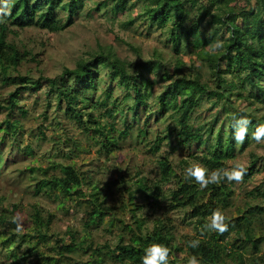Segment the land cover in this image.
Listing matches in <instances>:
<instances>
[{"label":"rangeland","instance_id":"1","mask_svg":"<svg viewBox=\"0 0 264 264\" xmlns=\"http://www.w3.org/2000/svg\"><path fill=\"white\" fill-rule=\"evenodd\" d=\"M100 1L103 0H85L75 22L67 27L51 32L31 25L19 29L16 34H10L8 42L12 46L23 53H30L19 71L29 73L35 79L39 76L54 77L65 67H76L79 60L99 46L110 48L119 58L132 61L139 56L133 47L140 48L143 58L153 57L157 50L164 54L165 60L179 56L187 63L196 61V57L185 50L177 54L168 42V32L159 28L156 23L150 25L139 14L144 0H129L130 5L135 3V6L117 13L109 7L95 10L96 3ZM201 3L208 2L201 0ZM231 5L245 7L248 0H231ZM216 10L233 17L238 23L241 22L236 16H231L228 6ZM130 21L133 23H128ZM212 28L210 19L200 27V31L208 33ZM227 36L228 32L225 31L224 39ZM220 44L217 41L208 46V49L218 52L221 50ZM196 62L205 74V81L211 84L208 68L201 61ZM107 71L106 67H99L101 83L95 98L82 108V118L75 117L64 104L60 108L56 99L49 101L44 94L46 85L40 91H26L18 98V105L27 111L24 114L16 109L10 114V118L19 122L21 132H18L17 139L8 136L6 144L0 150V264L54 263L59 257L55 250L59 241L72 242V231L79 241L87 240L92 246L109 244L114 247L121 239L128 243L137 234L139 222L144 223V229H153L160 222L172 227L176 250L169 254V259H175L176 264H187L189 257L195 255L188 245L190 240L217 239V232L197 226L190 212L184 208L168 209L165 197L177 186L173 176L177 174L184 179L185 169L191 164L198 163L210 171L216 170L215 166L203 159L208 154L214 137L200 144L199 148V144L193 140L183 142L176 130L177 124L169 113L159 117L157 111H152L149 118L145 117L149 110L159 106L153 99L149 101L147 111L142 113L141 120L136 121L129 109V101L123 99L124 89L117 85L118 82L114 83L109 106L95 103L104 98V89L110 80ZM162 72L163 68L158 67L155 72L150 73L159 80L154 87L155 94L169 84L160 81ZM14 88L8 82L0 84L1 103L8 104L9 92ZM244 93L248 95L249 89H245ZM116 97L119 101L116 100L113 104L116 110L115 116L111 118L106 112L108 108H112L111 102ZM233 98L238 105L245 106L239 97L234 95ZM201 103L189 124L194 128L205 124V130L209 124L214 123L215 131L219 127L227 131L230 110L210 108L206 100ZM259 106L261 115H264V104ZM9 113L10 110L3 111L0 122ZM90 114L101 124L90 123ZM104 124L108 126L101 128ZM126 127L130 132L123 135L121 132ZM143 127L146 128V134L140 132ZM158 135L163 136L164 141L159 151H153L151 144ZM207 136L208 134L204 137ZM252 155L258 159L253 174L244 173L240 182L225 180L235 190L230 207L219 208L226 216V223L241 211L258 205L264 206V193H260L264 190V143L250 140L245 147L238 144L233 157L228 158V168L236 164L249 167L254 160ZM162 157H167L173 164L169 176L161 173L159 160ZM62 164L75 165L87 178L83 189L94 191L99 187L107 194L106 216L93 222V206L89 202L79 204L66 197L59 186L35 192L41 179L64 174L60 166ZM143 177L152 187L161 185L162 195L159 200L149 199L144 192L138 190L137 181ZM36 210H39L42 217L52 216V224L42 231L46 232L47 240L38 237L39 229L36 228L32 215ZM2 215L5 216L4 219H1ZM12 219L20 225L19 230L11 222ZM255 229L258 237L264 236V213L257 215ZM240 237V240H236L237 235L232 232L220 242L224 246L220 264H236L234 257L228 256L231 250L245 253L246 264H264V239L259 251L253 253L251 245L244 241L243 232ZM77 257L87 262L90 255L80 250ZM198 260L200 264H204Z\"/></svg>","mask_w":264,"mask_h":264},{"label":"trees","instance_id":"2","mask_svg":"<svg viewBox=\"0 0 264 264\" xmlns=\"http://www.w3.org/2000/svg\"><path fill=\"white\" fill-rule=\"evenodd\" d=\"M144 1L139 14L143 15L150 25L156 23L159 28L168 32V42L177 54L185 50L195 56L196 61H201L209 70L211 84L205 81V74L196 61L187 63L179 56L168 57L165 60L164 54L158 53L157 50L153 57L143 58L140 48L133 46L139 55L134 61L121 59L110 48L99 46L79 60L76 67H65L54 77L39 76L35 79L31 74L19 71L25 57L30 53H23L12 46L8 42L9 35L31 25L51 32L60 27H67L75 22V17L84 6L85 0H0V84L8 82L15 86L14 90L9 92L8 104L0 102V114L10 110L7 118L0 122V150L6 144L8 136L17 139L18 132H21L19 122L13 121L10 114L16 109L26 113L27 110L18 105V98L22 93L40 91L46 85L44 94L49 101L56 99L60 108L64 104L75 117L82 118V108L95 98L99 89L101 83L99 67H106L110 80L104 89V98L96 100L95 103L109 106L114 83L118 82L117 85L124 89L123 99L129 101V109L136 121L141 120L142 113L147 111L148 103L153 99L159 106L149 110L145 117L149 118L152 111H157L159 117L169 113L177 124L176 130L183 142L193 140L199 144L197 148L213 136L208 154L203 159L209 165L215 166L216 170L229 167L228 158L233 157L238 145L233 139L234 120L246 116L251 121L248 126L249 135L259 124H264V115H261L259 106L264 104V0H248V5L240 8L231 5V0H207L208 3H201V0ZM130 6H135V3L130 5L129 0H103L97 2L94 9L100 11L101 7H109L117 13L128 10ZM222 6H228L231 16H236L241 22L238 23L233 17L216 10H220ZM210 19L214 28L208 33L201 32L200 27ZM128 23L132 24L133 21ZM225 31L228 32V36L224 39ZM217 41L221 43V50L212 52L208 46ZM158 67L163 68L160 81L169 84L155 94L154 87L159 80L153 78L150 73L155 72ZM245 89H249L248 95L244 93ZM234 95L239 97L245 106L238 105L233 98ZM116 100L119 101L116 97L111 102L112 108H108L106 112L111 118L115 116L116 109L113 104ZM203 100L210 104V108L221 107L230 110L227 131H223L222 127L215 131L214 123L209 124L205 130H203L205 124H199L197 128L189 124ZM90 123L100 122L90 114ZM107 126L108 124H104L101 128ZM129 132V128L126 127L121 133L127 135ZM140 132L146 134V128L143 127ZM206 134L208 136L204 137ZM163 141L164 137L158 135L151 144L152 150L159 151ZM249 142L250 139L246 136L244 142L240 144L245 147ZM104 148L109 149L106 146ZM252 157L254 160L251 165L244 167V173L250 175L253 174L258 160L254 155ZM159 161L162 175L169 176L173 169L172 162L167 157H162ZM60 166L64 174L41 179L36 185L35 192L40 193L46 187L59 186L66 197L79 204L89 202L93 206L91 210L93 222L106 216L107 194L99 187L94 191L83 189L87 178L75 165ZM173 178L176 179L177 186L165 196L168 200V209L184 208L190 212V216L199 227H206L209 217L215 210L221 206L228 208L232 204L235 190L225 181L218 185L210 184L201 190L193 180L181 179L177 174ZM137 183L138 190L144 192L149 199L155 201L160 199L162 195L160 184L152 187L144 177ZM260 193L263 194L264 190ZM263 213L264 206L260 205L241 211L238 216L228 220L225 232L216 233V240L213 238L202 240L197 248L190 249L204 264H220L224 249L220 242L227 239L232 232L236 233V240H240L243 232L244 241L251 245L253 253L258 252L264 236L256 235L255 222L257 215ZM32 215L36 228L39 229V239L47 240L46 232L42 231L44 227L52 224V216L42 217L39 210ZM4 218L2 215L1 219ZM11 222L15 226L18 225L14 219ZM143 227L144 223L139 222L137 234L131 241L126 243L121 239L114 247L109 244L92 246L93 244L87 240L79 241L76 233L72 231L70 232L72 242L59 241L55 249L59 255L58 260L51 264L107 262L141 264L144 250L153 243L167 246L169 254L176 250L172 227L165 222L156 224L153 229ZM80 250L90 255L87 262L77 257ZM228 256H233L236 264H246L245 253L231 250ZM169 264H176L175 259H169Z\"/></svg>","mask_w":264,"mask_h":264},{"label":"clouds","instance_id":"3","mask_svg":"<svg viewBox=\"0 0 264 264\" xmlns=\"http://www.w3.org/2000/svg\"><path fill=\"white\" fill-rule=\"evenodd\" d=\"M251 121L246 116H241L234 120L233 124V139L237 144L243 143L245 137L257 143H264V124H259L255 130L249 135L248 126ZM245 168L242 164H236L231 168H222L217 170H208L198 163L191 164L185 169L184 178L193 180L201 190L208 187L210 184H220L223 181L240 182L243 179ZM19 230L20 225H17ZM209 231L223 233L227 230L226 216L217 209L210 217L206 224ZM199 239H193L188 242L189 247L197 248ZM141 264H169V249L167 246L159 243L149 245L142 256ZM187 264H200V261L195 255L189 257Z\"/></svg>","mask_w":264,"mask_h":264}]
</instances>
